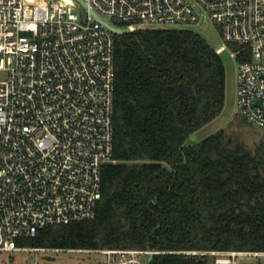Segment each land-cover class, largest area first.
<instances>
[{"label":"built area","instance_id":"obj_1","mask_svg":"<svg viewBox=\"0 0 264 264\" xmlns=\"http://www.w3.org/2000/svg\"><path fill=\"white\" fill-rule=\"evenodd\" d=\"M122 28L219 29L237 61L236 110L264 131V0H85ZM71 0H0V252L49 226L92 220L115 147V32ZM80 7V6H79ZM118 22L124 25L118 24ZM238 56L243 59L239 60ZM102 264H151L155 250L68 249ZM219 263L236 264L227 252Z\"/></svg>","mask_w":264,"mask_h":264},{"label":"trees","instance_id":"obj_2","mask_svg":"<svg viewBox=\"0 0 264 264\" xmlns=\"http://www.w3.org/2000/svg\"><path fill=\"white\" fill-rule=\"evenodd\" d=\"M115 39L116 163L103 169L97 215L42 228L19 245L151 249V264L264 253V141L251 149L226 128L190 141L224 109L220 53L187 29H137Z\"/></svg>","mask_w":264,"mask_h":264},{"label":"rangeland","instance_id":"obj_3","mask_svg":"<svg viewBox=\"0 0 264 264\" xmlns=\"http://www.w3.org/2000/svg\"><path fill=\"white\" fill-rule=\"evenodd\" d=\"M66 1L67 0H65V2ZM79 6L76 7V10L83 13V8ZM202 35L214 48H218L224 44L220 31L215 26L209 25L203 29ZM231 50L233 49L229 47V49L220 52L227 74L224 109L212 122L203 127L195 136H192L190 141L195 143L221 128H226L231 136L241 139L251 149H254L260 142L264 141V131L249 123L246 118L236 110L235 96L238 64L231 56ZM193 137L196 139H193ZM228 257V255H218L219 260L227 259ZM105 260L106 255L103 253L79 250L70 251L68 249L50 252L30 250H17L12 253L0 252V264H102ZM247 260L248 262H246ZM235 261L236 264H264V254L237 255L235 256ZM216 264L227 263L217 262Z\"/></svg>","mask_w":264,"mask_h":264},{"label":"water","instance_id":"obj_4","mask_svg":"<svg viewBox=\"0 0 264 264\" xmlns=\"http://www.w3.org/2000/svg\"><path fill=\"white\" fill-rule=\"evenodd\" d=\"M80 6L83 8V10L89 11L95 20H98L102 23H104L106 26H108L110 29H112L116 34H126L131 32L130 28H122L119 26H116L114 24H111L110 22L104 20L103 18H101L91 7H89L88 3L85 0H76ZM193 139H196L195 137H193ZM155 254L151 255V261L154 259Z\"/></svg>","mask_w":264,"mask_h":264},{"label":"crops","instance_id":"obj_5","mask_svg":"<svg viewBox=\"0 0 264 264\" xmlns=\"http://www.w3.org/2000/svg\"><path fill=\"white\" fill-rule=\"evenodd\" d=\"M242 253H243V252H242ZM258 254H264V253H258ZM218 255H219V256H220V255H227V252H219ZM246 262H248V260H247Z\"/></svg>","mask_w":264,"mask_h":264}]
</instances>
